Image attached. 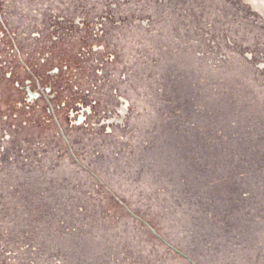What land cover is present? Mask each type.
<instances>
[{"label": "rangeland", "instance_id": "obj_1", "mask_svg": "<svg viewBox=\"0 0 264 264\" xmlns=\"http://www.w3.org/2000/svg\"><path fill=\"white\" fill-rule=\"evenodd\" d=\"M0 264H264V0H0Z\"/></svg>", "mask_w": 264, "mask_h": 264}, {"label": "trees", "instance_id": "obj_2", "mask_svg": "<svg viewBox=\"0 0 264 264\" xmlns=\"http://www.w3.org/2000/svg\"><path fill=\"white\" fill-rule=\"evenodd\" d=\"M14 47L16 48L15 45ZM37 53L38 52H35L34 56H36ZM64 56L58 55V59H61L60 66L55 65L53 62H51L48 59H45L43 64L41 63V60H39L37 64L32 66L28 60L26 61L22 57V54L19 51H18L17 59L21 64V69L23 70V74H25L26 81L29 80L37 84L38 86H41L44 82L51 84L52 87L54 88V92L56 93V99H57V105L55 106V109L56 107L61 108V106L64 105L62 109L63 110L67 109L70 111L74 108L73 104L75 105L78 104L79 98L77 99L73 98V94H71L70 96L66 95L65 94L67 90L66 88L69 87L68 85L70 84V82L74 80L75 77L74 72L82 70L84 62L80 59V54L75 53V55L71 59H66V60L63 59L66 58V55ZM55 68H58L59 73L58 75L51 77L50 73ZM64 68H66V70H64ZM18 84L20 85V83ZM51 109L55 111L52 106L49 108V110Z\"/></svg>", "mask_w": 264, "mask_h": 264}, {"label": "flooded vegetation", "instance_id": "obj_3", "mask_svg": "<svg viewBox=\"0 0 264 264\" xmlns=\"http://www.w3.org/2000/svg\"><path fill=\"white\" fill-rule=\"evenodd\" d=\"M119 110L121 112V114H120L121 116L119 118H117V121H123L127 115V112H128V105L126 103H123L122 107Z\"/></svg>", "mask_w": 264, "mask_h": 264}]
</instances>
